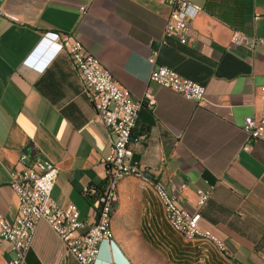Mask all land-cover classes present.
<instances>
[{"label": "crops", "instance_id": "0c3cea01", "mask_svg": "<svg viewBox=\"0 0 264 264\" xmlns=\"http://www.w3.org/2000/svg\"><path fill=\"white\" fill-rule=\"evenodd\" d=\"M204 12L191 40L165 38L166 0H0V212L18 213L10 171L41 156L59 169L53 197L74 204L87 224L97 212L85 191L106 182L110 135L68 55L44 43L47 33L73 35L98 57L135 101L150 91L132 133L134 160L149 180L122 179L111 240L95 264H264V143L243 148L245 119L263 111L264 45L232 43L238 31L264 41V0H189ZM86 7V12L81 11ZM161 66L206 88L202 105L149 81L151 55ZM144 137V138H142ZM23 156L26 161H21ZM215 190L202 209L210 237L174 230L154 184L193 212L200 189ZM11 247L0 242V264ZM24 264H78L46 222Z\"/></svg>", "mask_w": 264, "mask_h": 264}, {"label": "built area", "instance_id": "2783aa9c", "mask_svg": "<svg viewBox=\"0 0 264 264\" xmlns=\"http://www.w3.org/2000/svg\"><path fill=\"white\" fill-rule=\"evenodd\" d=\"M166 2L172 12L165 27L164 37L176 38L181 44H188L191 40V22L200 16L204 9L189 0ZM81 11L85 13L86 7H81ZM43 41L48 46L58 45L68 55L97 113V118L109 132V153L104 160L106 184L98 197L99 210L96 221L87 224L81 219L74 204L61 207L54 199L53 192L59 169L51 159L41 156L21 169L11 170L10 186L18 198V213L13 221H8L0 212V242H7L11 247V257L7 264H24L32 248L38 225L46 222L62 240L67 253L74 257L78 264H95L100 256L101 245L113 243L109 238L107 223L117 204L115 193L118 181L122 176H126V170H136V176H146L139 163L134 160L132 133L140 109L146 106L153 110L157 101L150 91L141 101H135L131 93L104 67L101 60L88 53L73 35L47 33ZM232 43L264 45L263 40H251L238 31L233 33ZM149 63L152 66L150 82L181 94L198 105L205 102L204 86L182 77L173 69L159 65L155 54L149 57ZM260 93L262 113L247 117L243 125L247 136V143L243 148L245 151H250L256 143H264V86L260 87ZM26 160V156L21 158V161ZM206 183L207 189L197 192L198 201L193 212L182 208L177 198L169 195L160 184L155 183L154 188L161 193L162 204L167 211V221L174 230L182 231L189 239H215L218 248L223 250L224 243L200 224L202 209L216 188L215 185ZM88 194L94 195L96 191L89 187L85 191V195Z\"/></svg>", "mask_w": 264, "mask_h": 264}, {"label": "bare ground", "instance_id": "6f19581e", "mask_svg": "<svg viewBox=\"0 0 264 264\" xmlns=\"http://www.w3.org/2000/svg\"><path fill=\"white\" fill-rule=\"evenodd\" d=\"M130 176H136V170H126V176H122L120 178V181L126 177H130ZM140 177L142 179L148 180L147 176H137ZM120 181H118V187L120 184ZM118 187L116 188V193H115V202L117 203L118 201ZM160 195V199L162 201V196L161 193L159 192ZM114 212V211H113ZM113 214V213H112ZM111 219H112V215L109 216L108 218V223H107V230H108V234H109V238L111 239ZM181 234L185 235L182 231L178 230Z\"/></svg>", "mask_w": 264, "mask_h": 264}, {"label": "trees", "instance_id": "16d2710c", "mask_svg": "<svg viewBox=\"0 0 264 264\" xmlns=\"http://www.w3.org/2000/svg\"><path fill=\"white\" fill-rule=\"evenodd\" d=\"M105 184H106V182H105ZM105 184L103 186H100V187H92V189H94L96 191V194H94V195H91V194L86 195L88 203L96 210V212L99 210L98 197H99L100 193H102Z\"/></svg>", "mask_w": 264, "mask_h": 264}]
</instances>
